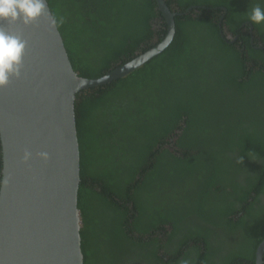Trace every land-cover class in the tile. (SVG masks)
<instances>
[{
  "label": "trees",
  "instance_id": "16d2710c",
  "mask_svg": "<svg viewBox=\"0 0 264 264\" xmlns=\"http://www.w3.org/2000/svg\"><path fill=\"white\" fill-rule=\"evenodd\" d=\"M166 1L183 12L175 16L171 44L78 97L84 264L147 258L149 243L129 245L128 233L150 238L167 225L179 236L178 253L186 245L193 253L190 264H255L264 240V23L252 25L237 0ZM47 2L63 18L59 32L84 78L126 63L167 32L155 0ZM250 26L262 45L241 34ZM226 28L240 35L238 42L229 43ZM174 136L179 154L165 147ZM153 256L162 261L157 250ZM184 258L173 264L188 263Z\"/></svg>",
  "mask_w": 264,
  "mask_h": 264
},
{
  "label": "water",
  "instance_id": "95a60500",
  "mask_svg": "<svg viewBox=\"0 0 264 264\" xmlns=\"http://www.w3.org/2000/svg\"><path fill=\"white\" fill-rule=\"evenodd\" d=\"M155 3L167 24L164 38L94 79L74 70L59 29L49 28L45 18L28 27L2 25L27 47L20 78L0 89V264H84L78 97L127 76L171 44L175 16L183 12L171 11L166 0ZM46 7L51 13L47 0ZM25 151L32 153L27 163ZM40 152L49 159H39ZM5 177H10L7 185ZM263 254L264 240L255 264H263Z\"/></svg>",
  "mask_w": 264,
  "mask_h": 264
},
{
  "label": "clouds",
  "instance_id": "9594fccd",
  "mask_svg": "<svg viewBox=\"0 0 264 264\" xmlns=\"http://www.w3.org/2000/svg\"><path fill=\"white\" fill-rule=\"evenodd\" d=\"M42 17L52 29L58 28L63 23V18H58L47 10L46 0H0V89L9 86L13 79L20 78L27 47L26 41L21 36L11 34L2 25L22 24L28 27ZM249 20L252 25L264 23V9L259 5L254 7ZM37 155L43 161L49 159L47 152H40ZM31 158L32 153L25 151L23 162L27 163ZM9 180L10 177H5L3 183L7 185Z\"/></svg>",
  "mask_w": 264,
  "mask_h": 264
},
{
  "label": "flooded vegetation",
  "instance_id": "af4514ba",
  "mask_svg": "<svg viewBox=\"0 0 264 264\" xmlns=\"http://www.w3.org/2000/svg\"><path fill=\"white\" fill-rule=\"evenodd\" d=\"M237 1H239L238 2V4H239V12L238 13H251V10H248V9L249 8L253 9L257 5H259L262 9H264V3L262 2V0H253L255 2L254 6H251V2H248L246 0H244V2H242L240 0H237ZM221 9H223V13H226V10L224 8H221ZM247 10L250 12H247ZM194 13H197V12H194ZM198 13H200V12H198ZM220 20H221V18H220ZM246 24H248V23H244V25H246ZM164 25H165V28L167 31V24L165 22H164ZM158 27H161L162 31H164V27L162 26L161 23L159 24ZM240 27H239V29H240ZM245 33L249 34V37H250L249 43L251 45H254V44L255 45L256 44L262 45L261 41L255 40V38H257V36L255 35V32L253 31L252 26H250L249 29L241 28V34L244 35ZM226 34H227L226 39L229 40V43L234 44V43L238 42V39L240 37V35L238 33L237 34L230 33L226 28ZM259 48H261V47H259ZM181 125H184V123H182ZM178 130L179 129L176 130V132H177L176 135L179 132ZM176 139H177V137L174 136L170 142L168 141L171 144L166 145L165 147L168 148L170 152H172L174 154H179V152L176 153L174 151V147H173V143H175ZM175 150H176V148H175ZM159 168H160V166H159ZM95 190L98 192H101L100 188H98V189L95 188ZM90 204H91L90 193L86 192V194L84 195L83 205L86 207V211L88 209V212L92 211ZM93 204L94 203L92 202V205ZM240 215L241 214H239L238 217ZM238 217H235V218H238ZM171 232H172V230H171L170 225L165 226V229L163 228L162 230L155 231L154 233H150V238L148 237L149 236L148 233L142 234L139 231H130L128 233V235L130 238H132V240H131V242H129V245H131L133 241L139 242L140 240H142V242L138 243L139 245H145L144 243H146V242L149 243V245L146 246V247H148L147 248L148 251L145 252V256H144L147 258L140 259L139 256H137L139 259H134L135 260L134 264H173L176 262V259H178V258H180V260H182L183 256L185 257L184 260L190 264V260L194 257L193 253H191L190 251L188 252L189 249L187 248V245H186V246L182 247V249H184V250L181 252L182 255H180V253H178L179 250L181 249L178 247L179 236L171 234ZM154 237L156 238L155 243L151 241V240H153L152 238H154ZM151 244H154V247L151 248ZM190 244L191 243H189V245ZM200 245L202 246L201 248L204 250V246L202 244H200ZM156 250L158 251V257L161 258L162 261L161 260L158 261L153 256V254H154V252H156ZM188 263L185 262V264H188ZM177 264H180V263H177Z\"/></svg>",
  "mask_w": 264,
  "mask_h": 264
}]
</instances>
